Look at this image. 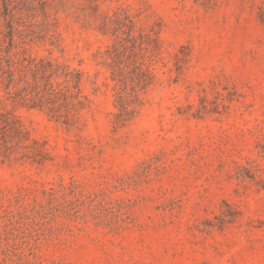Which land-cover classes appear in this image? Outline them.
<instances>
[{"label": "rangeland", "instance_id": "1", "mask_svg": "<svg viewBox=\"0 0 264 264\" xmlns=\"http://www.w3.org/2000/svg\"><path fill=\"white\" fill-rule=\"evenodd\" d=\"M0 76V264H264V0H0Z\"/></svg>", "mask_w": 264, "mask_h": 264}, {"label": "trees", "instance_id": "2", "mask_svg": "<svg viewBox=\"0 0 264 264\" xmlns=\"http://www.w3.org/2000/svg\"><path fill=\"white\" fill-rule=\"evenodd\" d=\"M8 63H9V61H8ZM8 66L10 67V63L8 64ZM6 74H9L7 76L8 78L12 77V71L11 70H9L8 72H3V76ZM2 77L0 76V78H2ZM8 128L13 129L12 125L10 124V120L0 113V130H3V134H5L6 129H8ZM3 137H4V139H3ZM3 137L0 138V151H2V154L4 157H8L9 147L7 145L6 137L5 136H3ZM2 140H3V144L1 143Z\"/></svg>", "mask_w": 264, "mask_h": 264}]
</instances>
